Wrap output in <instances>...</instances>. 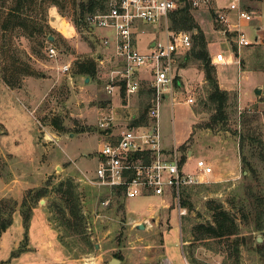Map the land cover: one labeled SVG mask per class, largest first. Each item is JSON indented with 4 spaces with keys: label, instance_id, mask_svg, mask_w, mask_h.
Segmentation results:
<instances>
[{
    "label": "rangeland",
    "instance_id": "rangeland-1",
    "mask_svg": "<svg viewBox=\"0 0 264 264\" xmlns=\"http://www.w3.org/2000/svg\"><path fill=\"white\" fill-rule=\"evenodd\" d=\"M105 1L110 3L117 0ZM231 1L218 0L217 5L229 6ZM88 2L34 0L20 15L26 26L4 30L5 15L16 0H0V87L7 73L13 85L9 87L4 84L14 93L13 99L9 94L0 92V179L7 184L24 186L20 200L15 199L14 194H1L0 201L12 208L16 203L17 210L31 190L47 187L53 191L56 183L69 178L77 184L82 208L88 214L89 222L91 225L94 222L93 230L88 228L92 247L84 240L87 234L70 236L65 226L60 225L58 209L50 205L52 197L56 196L52 192L38 201L33 209V216L35 211L38 212L33 232L30 224L27 233L24 230L19 247L8 260H0V264H12L15 260L13 257L18 258L26 251H36L33 247L35 243L42 246L43 212H46L51 231L45 241L61 245L82 264L98 254L102 256L104 264H110L113 258L119 259V264H170L166 256L168 247L178 252L174 264H264V229L259 231L260 225L257 228L253 222L249 201L246 200L248 179L245 175H251L252 179L254 172L250 164L247 170L244 168V161H249L259 173L258 181L252 179L253 184H264V149L258 147L255 151L259 157H254L253 150L247 146L255 137L264 138V35L259 34H264V0H241L244 4L242 8L247 7L257 16L251 22L242 21L241 29L252 40L259 37L258 43L243 48L238 54L242 66L234 63L217 66L220 80L236 88L226 109L227 119L214 128L206 127L215 112L205 111L203 105V101L207 100L208 88L207 84H200L202 75L198 70L202 71V68L199 63H189L180 69L185 87L192 86L190 94L195 100L193 109L197 114L196 120L192 107L176 102L172 107L173 112L168 107L169 97L163 103L161 119L167 124L166 130L173 129L169 122L171 115L180 132L190 131L191 123L196 121L191 138L185 143L186 151L191 148L196 150L188 162L187 171H197L194 163L199 155L203 158L209 153L213 160L212 174L205 178L204 183L188 188V192L182 196L181 205L187 209L183 217H180L175 201H170L169 206L165 207L159 204L158 197L125 199L108 196L112 203L104 206L101 201L109 194L92 186L85 178V175H94L98 166V149L104 134L98 125L99 119L113 111L118 124L132 115L138 118L147 112L151 96L148 90L134 95L129 107L123 108V97L106 92V77L115 63L108 52L103 62L106 68L101 69L100 76L94 77L91 82L85 81L80 64L96 59L101 53L98 36L88 30L86 23L80 21L77 25L78 19L84 21L90 14L84 7ZM52 13L61 22L63 18L75 26V40L58 32L51 23ZM192 13L213 52L217 45L223 43L221 39H225L214 29L210 8L201 6L192 9ZM229 16L231 23L237 22V11L232 10ZM216 25L220 26L218 23ZM149 30L138 33L137 44L141 51H145L148 41L155 37ZM51 35L55 38L58 51L56 58H51L47 50ZM221 51L227 56L231 54L236 57L229 41ZM63 64H70V70H60ZM148 85L145 83L144 87L148 89ZM258 89H261V94H257ZM240 94L244 98L251 97L245 106L239 102ZM5 135L11 142L5 141ZM241 135L249 137L243 149L240 145ZM15 139L18 141L13 144ZM10 145L18 150L16 154L9 153ZM235 152L240 156L241 167L231 173L232 178L217 181L215 173L223 171L218 158H231ZM17 153L32 158L24 161ZM4 188V192L8 191V188ZM217 205L231 213L238 224V234L224 239H198L194 236L195 227L212 223L213 208ZM143 223L146 228L139 229L138 225Z\"/></svg>",
    "mask_w": 264,
    "mask_h": 264
},
{
    "label": "built area",
    "instance_id": "built-area-1",
    "mask_svg": "<svg viewBox=\"0 0 264 264\" xmlns=\"http://www.w3.org/2000/svg\"><path fill=\"white\" fill-rule=\"evenodd\" d=\"M188 1L193 9L209 7L214 22L220 25L216 32L236 47V57L227 56L220 50L212 56V63H234L241 67L240 51L259 42L258 36L256 41L252 40L241 29L242 21L251 22L256 18L254 13L247 7L242 8L241 0H232L229 6H218V0ZM184 3L182 0H117L109 3L107 12L89 14L84 21L81 20L91 33L101 31V43L113 56L115 63L109 71L105 90L109 95L123 97V108L129 107L131 98L140 90L141 71L149 68L153 76V99L148 109L147 124H118L114 111L99 119L98 125L106 136L100 140L95 178L87 177L88 182L107 187L112 193L120 192L126 198L161 197L169 192L179 207L180 217L187 214V209L181 205L183 188L204 183V178L213 172L212 165L204 159L196 161L197 171L190 173L185 170L179 148L165 149L160 125L165 99L169 97L172 104L177 102L174 88L180 56L193 47V34L175 30L171 24L172 15ZM232 10L238 14L236 23L230 22ZM141 25L153 27L156 34L148 41L147 51L139 50L137 44L139 31L145 32L140 29ZM47 50L51 58L58 56L54 42L49 43ZM100 62L104 64L103 59ZM60 70L69 71L70 64H63ZM194 102L193 97L186 100L191 105ZM109 203V200L102 202L104 206ZM88 225L91 230L90 222Z\"/></svg>",
    "mask_w": 264,
    "mask_h": 264
},
{
    "label": "trees",
    "instance_id": "trees-1",
    "mask_svg": "<svg viewBox=\"0 0 264 264\" xmlns=\"http://www.w3.org/2000/svg\"><path fill=\"white\" fill-rule=\"evenodd\" d=\"M31 2H34V0H16L14 6L10 8L5 15L6 17L2 25L4 30L14 29L16 26H26L24 19L21 18L20 15ZM184 2L185 5L172 15L171 24L172 28L175 30H198V33L194 36V47L186 55L184 63L182 64L199 63L204 71L208 92L207 100L203 101V105L205 111L215 112L210 122L206 124V127L214 128L220 122H224L227 119L226 109L234 93L220 87L217 68L216 65L212 63V53L209 49L207 37L192 13L191 3L188 0H184ZM84 7L90 14H95L98 12H107L109 3H106L105 0H89ZM80 21L81 19H78L77 25L80 24ZM79 67L81 73L90 78L95 77L97 69L95 62L92 60L82 62ZM3 80L9 87L13 85L7 73L3 76ZM146 114H148V110L146 113L141 114L138 119L134 120L132 125L147 124L148 118ZM248 138L243 135L240 136V145L242 149L247 145ZM247 146L253 150L252 155L254 157H259V153H256L255 150L258 147L264 149V138L255 137ZM181 149L184 151L182 161H185L187 159L185 144L181 146ZM249 164L251 165L249 166L251 167V171L254 172V177L252 179L258 181L259 173L249 161H244L245 170H247ZM251 177V175H245V178L248 179V183L246 184V200L249 201L250 214L253 218V222L257 228L258 225H260L258 228L260 231L264 229V184H260L259 186L254 185ZM188 188L190 187L183 188V195L188 192ZM52 190L53 191H49L47 187H43L38 190H31L29 195L24 197L20 204V212L26 233L32 221L33 209L36 207L38 201L54 192L56 196L52 197V203L50 205L51 207L56 206L58 209L57 212L61 219L60 225L65 226L70 236L74 234H87V237L85 239L83 237V239L92 247L93 244L89 239L91 233L88 230L89 217L82 208L81 196L77 191V184L72 179L67 178L56 183ZM117 194L120 195V192ZM16 208V203L12 208L4 203V201H0V235L12 225ZM212 219V223L197 225L194 229V236L198 239H224L238 234L237 222L231 213L221 205L214 206Z\"/></svg>",
    "mask_w": 264,
    "mask_h": 264
},
{
    "label": "crops",
    "instance_id": "crops-1",
    "mask_svg": "<svg viewBox=\"0 0 264 264\" xmlns=\"http://www.w3.org/2000/svg\"><path fill=\"white\" fill-rule=\"evenodd\" d=\"M184 5H185V3L183 4V6ZM55 16H56V14L52 13V15H51V17H52L51 23L53 24V26L63 36H66L67 38H71V39L75 40V37H77L76 36L77 32H76L75 26L69 24L63 18H62V22H61L60 19H58L57 16L56 17ZM256 18H257V16H256ZM217 28L218 27H217L216 23L214 22L215 31L217 30ZM140 29H145V32H147L146 29H151L149 31L154 36H156L155 30L151 26L141 25ZM258 29L260 30V27H258ZM190 32L193 34V38H194V36L198 33V30L194 29V30H190ZM100 34H101V31H99V30H95V32H93V35L98 36L99 39H100ZM259 34L260 35H264V34H261V33H259ZM221 40L223 41V43L221 42L219 45H217V47H215L214 50H212L213 51V52H211L212 56L216 52L222 50V48H224L226 46V40H223V39H221ZM193 41H194V39H193ZM207 41H208V39H207ZM99 44H98V48H99V52H101V53L96 57V59L92 60L93 62H95L96 69H97L95 77H97V76L99 77L100 74H101V69H105L106 68V66L104 67L105 64L104 65L101 64L100 59H103L104 62H105L107 50L103 47V45L101 43V40H100ZM208 44H209V41H208ZM210 45L211 44H209V46ZM193 47H194V45H193ZM193 47H192V49H193ZM209 49L211 51V47ZM191 50H189L187 53L182 54L180 56V62L178 64V77L176 79V82H175L176 84H175V88L174 89H175V97H176L177 103L178 104H186V105L192 107V109H193V104L191 105V104L186 103V100L188 99V97H192V95H193V94L192 95L190 94V92L192 90L191 89L192 86L188 87V88L185 87L184 79H183V77L181 76V73H180V69L185 68L189 64L188 63L186 65H183L182 63H184V59H185L186 55ZM145 51H147V48H146ZM219 65L220 64L216 65V68H217L218 80H219L220 87L222 89L230 91V92L234 91L236 88H234L232 86H229L227 84H224L222 82V80H220V75H219L218 67H217ZM196 70H198V68H196ZM198 71H200V74L202 75V79L200 81V84H201V86H203L204 84H206L205 74H204L203 70H202L203 72L200 69ZM106 75H107V73H106ZM139 76H140L139 77L140 78L139 79V81H140V90H139V92L136 95L144 93L147 90L150 91L151 96L149 98V104L151 105L152 99H153V91H152V88H151V80H152L153 76L150 73L149 68H146V69L142 70ZM87 77L88 76H86V75L84 76L85 80H86ZM106 78H108V77H106ZM92 80H93V78H90V82ZM1 82H2V80H1ZM2 83H3V85L0 87V92L7 93L14 99V93L12 91H10V89L8 88L7 85L4 84V82H2ZM145 83L149 84L148 85V89H146L144 87ZM187 92H189V94L186 95ZM250 98H244L240 94V101L239 102H240L241 106H245L248 103V100H250ZM166 99H165V101H166ZM168 104H169L168 107H170L171 111L174 112L172 107L175 106V104H172V100L171 99L169 100ZM19 111L23 113L22 109H20ZM193 113H194L195 120H196L197 114L195 113L194 109H193ZM130 117H132L133 120H130ZM130 117H127L125 119V121H119V124H121V125L131 124L132 125V122L139 118V117L137 118L136 116H133V115L130 116ZM195 120L191 123L190 131H188V132H186V131L180 132V131L177 130L176 121H175V119L173 118L172 115L170 116V119H169V122H171V125L173 126V129L171 131L165 129L167 124H166L164 119H161V129H162V133H163L165 149L166 150H172L173 148H179V150H180V152L182 153V156H183L184 155V151L181 149V146L183 144H185L191 138V134L193 133V126L196 124ZM167 123H168V120H167ZM105 134H106V132L104 131L103 137L106 136ZM4 138H6L5 141L7 143L11 142L10 138L8 139L7 135H5ZM16 141H18V139H15V142H12V143L14 144V143H16ZM235 150H237L236 147H235ZM8 151H9V153H12V154H16V152H18V150L15 149L14 146H11V145L9 146ZM98 151H99V149H98ZM195 151L196 150L191 148V149H189V151L185 152V153H188L187 154V159L184 161L185 170H187L186 167L189 164L188 162L190 161V158L193 157ZM18 154L19 153H17V155ZM98 154H99V152H98ZM18 156L20 158H22L24 161L30 160V157H31L29 155H18ZM198 159H204L210 165H213V160H211V157H210L209 153H207V155L205 157H203V158H201L200 155L197 156L196 157V161ZM218 160H220L219 162L222 163V165H223L222 166V168H223L222 170L223 171L221 173H219V172L215 173V178L217 179V181H223V180H227L228 178H232L231 177V173L233 171H237V168L241 167V159H240V156H238L236 154V152H235V154H233L231 156V158H229V156H228L224 160L222 158H218ZM196 161L194 163L195 164V168H196ZM214 161L216 162V159ZM98 163H99V160H98ZM192 172H195V171H192ZM192 172H190V173H192ZM95 174H96V171H95ZM95 174L94 175H90L89 174V176L85 175V178L86 179H87V177L88 178H95ZM211 174L207 175L206 177L210 176ZM0 182H1L0 186H2V188L0 189V195L1 194L2 195L14 194L15 195L14 198L17 199V200L18 199L20 200V198L22 197V192H23L22 190H24V188H23L24 186L23 185H20V184H16V185L12 184L11 185V184L4 183V181H2V180ZM91 185L94 186V187H97V188H99V190H102V191L106 192L107 194H109V195L106 196L107 198H105L104 200L101 201V204H102L103 201H107V200L110 201V204L112 203V200H110L108 198V196L124 197L121 194L118 195L117 193H112V191L109 188H107V187H100V186H96V185H93V184H91ZM4 186L6 188H8V191L4 192V190H5ZM144 197H158L160 199V201H159L160 203L159 204H161V205H163L165 207L169 206L170 201H173L169 192L165 196H161V197L160 196H156V195H149V196H144ZM124 198L128 199L126 197H124ZM37 216H38V212L35 211L34 216L32 218V223H31L32 232H33V229L35 228V220H36ZM42 223H44V224H42V227H43V229H42L43 230L42 231V238H43L42 239V241H43L42 242V246L40 245V243H39V245H35L36 244L35 243L33 245V247L36 249V251H26V252L22 253V255L20 257H18V258L17 257H13L15 260L12 261V264H39V263L40 264H82L80 259L72 258L70 256L69 252H67L66 249L64 247H62L61 245H53V244H51V242H46L45 241L46 236L47 235H51V231H50L49 225L47 223L46 212L42 213ZM92 225H94V222H93ZM92 225L90 223L91 231L93 230ZM145 228H146V225H145ZM24 230L25 229H24V226H23V218H22L20 209H17L14 212V215H13V223H12V225L6 231L2 232V234L0 235V260H8L11 257L12 252L19 247V244H20V242L23 239L22 238L23 234L25 233ZM30 247H31V245H30ZM176 253H178L176 251V249L168 247V250L166 251V256H167V259L170 262V264H174L173 262L175 261ZM180 254H181V250H180ZM41 260H42V263L40 262ZM102 260H103L102 256H100L98 254L96 256L90 257L89 258V262L86 263V264H104ZM31 261H37V262H31Z\"/></svg>",
    "mask_w": 264,
    "mask_h": 264
},
{
    "label": "water",
    "instance_id": "water-1",
    "mask_svg": "<svg viewBox=\"0 0 264 264\" xmlns=\"http://www.w3.org/2000/svg\"><path fill=\"white\" fill-rule=\"evenodd\" d=\"M49 39H50L51 42H54V41H55V38H54V36H52V35L49 37ZM85 81H86V82H89V81H90V78L87 77ZM257 94H261V89H258V90H257ZM138 228H139V229H145V225H144V224L138 225ZM119 263H120V260L117 259V258H113V259L110 261V264H119Z\"/></svg>",
    "mask_w": 264,
    "mask_h": 264
},
{
    "label": "bare ground",
    "instance_id": "bare-ground-1",
    "mask_svg": "<svg viewBox=\"0 0 264 264\" xmlns=\"http://www.w3.org/2000/svg\"><path fill=\"white\" fill-rule=\"evenodd\" d=\"M59 16V15H58ZM56 17V16H55ZM61 18V17H60Z\"/></svg>",
    "mask_w": 264,
    "mask_h": 264
}]
</instances>
